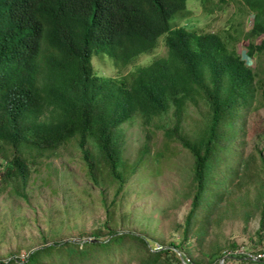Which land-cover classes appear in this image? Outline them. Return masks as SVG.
Masks as SVG:
<instances>
[{"label":"trees","instance_id":"trees-1","mask_svg":"<svg viewBox=\"0 0 264 264\" xmlns=\"http://www.w3.org/2000/svg\"><path fill=\"white\" fill-rule=\"evenodd\" d=\"M187 1L0 0V191L10 180L24 184L27 151L56 148L76 134L87 173L94 179L114 178L122 187L126 174H132L142 158L126 163L124 133L117 129L136 110L145 118L143 125L149 130L144 131L145 137L156 127L168 126L165 135L181 142L193 156L187 190L190 205L176 225L182 224L178 241H161L158 247L143 233L97 226L88 234L94 241L49 242L43 236L42 244L25 258L17 253L0 259V264H110L109 253L120 257L123 252L136 257L137 264H184V258H189V264H203L195 248L208 257L205 264L223 256L222 264H264V257L233 252V242L230 251L203 249V233L231 191L232 178L227 177L232 175L216 168L229 162L230 145L244 127L246 116L240 115V106L246 107L247 114L256 107V92L264 80L237 50L228 47L234 34L223 37L214 31L170 27V19L185 9ZM244 1L254 10L249 36L264 35V0ZM97 3L103 4L107 15H93L92 4ZM161 36L165 55L137 66L128 72L129 78L120 74L121 67L156 47ZM98 49L115 59L117 75L93 74L91 54ZM254 51L264 52V36L257 44L248 41L246 52ZM188 99L207 105L202 126L192 134L184 132L181 123ZM170 107L172 114L165 117L163 111ZM139 152H150L147 142ZM154 162L159 166L160 158L155 156ZM247 164L246 158L237 162L235 177Z\"/></svg>","mask_w":264,"mask_h":264},{"label":"rangeland","instance_id":"rangeland-1","mask_svg":"<svg viewBox=\"0 0 264 264\" xmlns=\"http://www.w3.org/2000/svg\"><path fill=\"white\" fill-rule=\"evenodd\" d=\"M253 14L254 10L244 0H188L180 18L182 23L192 24L197 31L234 34L235 40L229 41L228 47L235 46L244 62L264 80V52L254 51L252 55L246 52L248 41L257 44L264 36H249ZM180 18L176 15L170 21L180 24ZM166 52L162 36L149 53L123 67V73L129 78L128 72L136 66L147 64ZM100 54L104 57V67L113 68L112 59ZM92 63L95 67L101 66L97 57L92 58ZM255 104L248 114L246 107L240 106V115L246 116L244 127L230 145L226 155L229 162L224 161L216 168L218 172L221 168L224 175H232L227 177L232 178L228 184L231 191L221 201L222 209L213 215L202 239L206 251L216 248L230 251L233 242V252L247 254L253 259L261 257L255 258L249 253L264 248V225H260L264 202V82L256 92ZM206 110L203 101L191 103L188 99L181 121L184 132H198L206 118ZM163 112L165 117L170 116L172 107ZM140 116L133 114L118 125L117 131L124 133L122 158L128 164L136 161L139 155L142 158L134 172L126 174L122 187H118L119 182L114 178L102 180L96 176L94 179L87 173L78 146L79 134L56 148L41 153L30 149L25 153L28 165L24 184L20 179L10 180L0 191V259L6 260L17 253L19 258H25L30 249L42 244L43 236L49 242L58 238L85 240L91 237L90 230L97 226L143 233L150 243L155 240L153 244L158 247L161 241L169 243L181 239L182 224L176 225L182 222L190 205L191 196L187 190L193 156L181 142L165 135L168 126L156 127L145 137L144 131L149 130L145 129L147 126ZM145 142L150 152L141 154L139 148ZM7 155L8 158L12 156L10 152ZM155 156L160 158L159 166L155 165ZM243 158L248 161L247 167L239 170L235 177L236 164ZM194 252L203 264L209 262L198 249ZM177 253L182 257L181 252ZM108 259L110 264H137L136 257H130L127 252L120 257L109 253ZM188 259L184 258L186 262ZM220 259L212 264H222L224 260L220 262ZM227 264L238 262L228 261Z\"/></svg>","mask_w":264,"mask_h":264},{"label":"clouds","instance_id":"clouds-1","mask_svg":"<svg viewBox=\"0 0 264 264\" xmlns=\"http://www.w3.org/2000/svg\"><path fill=\"white\" fill-rule=\"evenodd\" d=\"M208 1V0H207ZM185 9H186V7H185ZM185 9L184 10H182V11H179L177 14H175L173 17H175L176 15H178L179 16V18L181 17V15L183 14V11H185ZM91 10H92V13H93V15L94 16H100V15H107V13H106V10L104 9V7H103V4L102 3H97V4H92V8H91ZM172 17V18H173ZM171 18V19H172ZM170 19V20H171ZM180 24H172L171 23V21H170V24H171V28H174V27H178V26H184L185 28H187L188 30H190V31H192V32H195V33H203V32H208V31H214V32H217V31H215V30H208V31H197L194 27H193V25L192 24H190V23H187V22H185V23H182V21H181V18H180ZM33 28H35V26L33 27ZM224 30L225 31H228V27H225L224 28ZM228 33H230V32H228ZM221 34V33H220ZM223 37H225V35H223V34H221ZM162 37V36H161ZM164 37V36H163ZM237 41V40H236ZM235 41V42H236ZM227 42H229V40L227 41ZM228 44V43H227ZM166 46V45H165ZM167 48V47H166ZM231 48H234L235 50H237V48L235 47V46H233V47H230V49ZM95 53V54H94ZM100 53H103V54H106L109 58H111L112 59V63H113V68H105L104 67V65H105V62H104V57L100 54ZM146 53H149V52H144V53H142V54H146ZM167 53V52H166ZM142 54L139 56V58L142 56ZM91 56H92V58L93 57H97L99 60H100V63H101V66L100 67H95L94 65H93V63H92V72H93V74H95L96 76H98V77H103V78H106V77H112V76H115V75H117V72H118V70H117V67H116V65L114 64V61H115V59L112 57V56H110L105 50H102V49H98V50H95L92 54H91ZM163 56V55H162ZM91 61H92V59H91ZM152 61V60H151ZM150 61V62H151ZM149 63V62H148ZM147 63V64H148ZM129 65V64H128ZM140 65H142V64H140ZM143 65H145V64H143ZM127 66V65H126ZM139 66V65H138ZM137 67V66H136ZM135 67V68H136ZM120 70H121V73L120 74H125V73H123V67H121L120 68ZM136 113H139V115H141L140 116V118H141V122L143 123V119H145V118H142V112L140 111V110H136ZM136 113H134V114H136ZM133 115V114H132ZM158 116V115H157ZM128 119V118H127ZM123 121H126V119L125 120H123Z\"/></svg>","mask_w":264,"mask_h":264},{"label":"built area","instance_id":"built-area-1","mask_svg":"<svg viewBox=\"0 0 264 264\" xmlns=\"http://www.w3.org/2000/svg\"><path fill=\"white\" fill-rule=\"evenodd\" d=\"M250 255H252L253 257L257 258V257H264V248L261 249L258 252H254V253H249Z\"/></svg>","mask_w":264,"mask_h":264},{"label":"water","instance_id":"water-1","mask_svg":"<svg viewBox=\"0 0 264 264\" xmlns=\"http://www.w3.org/2000/svg\"><path fill=\"white\" fill-rule=\"evenodd\" d=\"M87 239H88V240H92V241L96 240V238H92V237H89V238H87ZM224 257H225V256L221 257L220 262H223ZM181 258H182V257H181ZM182 260H183L184 264H189L188 262H186V260H184V259H182Z\"/></svg>","mask_w":264,"mask_h":264}]
</instances>
